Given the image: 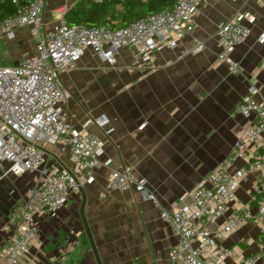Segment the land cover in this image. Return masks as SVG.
Here are the masks:
<instances>
[{"label": "crops", "instance_id": "crops-1", "mask_svg": "<svg viewBox=\"0 0 264 264\" xmlns=\"http://www.w3.org/2000/svg\"><path fill=\"white\" fill-rule=\"evenodd\" d=\"M81 1L45 0V29L51 30ZM231 19L251 31L248 42L233 53L241 68L237 74L217 60V26ZM263 32L264 0H207L178 48L156 53L149 67L131 69L128 49L119 51L113 65L87 50L75 69L62 72L60 85L70 95L63 106L69 123L80 127L88 119L104 116L114 129L106 137L96 125L88 128L106 140L102 162L109 160L110 165L97 170L93 182L82 189L84 208L80 192L56 217L38 219L39 238L30 245L23 264H97L82 208L102 264H171L169 252L178 237L160 214L179 206L181 197L236 150L247 127V120L236 112L238 104L253 89L255 97L264 98V44L258 42ZM32 40L24 28L6 42L27 47L22 54L34 52ZM195 40L203 42L205 50L196 56L183 55ZM46 151L48 168L69 166L68 156L58 149ZM260 154L264 156V149ZM243 166L242 161L236 162V168ZM123 167L131 170L134 180H148L157 204L140 194L110 188L111 172ZM257 176L248 174L238 189L239 200L248 201ZM40 181L41 173L32 172L9 176L0 184V258L18 231L19 208ZM263 238L258 225L248 224L222 245L239 246L250 255ZM221 264L236 263L230 259Z\"/></svg>", "mask_w": 264, "mask_h": 264}, {"label": "built area", "instance_id": "built-area-1", "mask_svg": "<svg viewBox=\"0 0 264 264\" xmlns=\"http://www.w3.org/2000/svg\"><path fill=\"white\" fill-rule=\"evenodd\" d=\"M206 2L177 0L171 10L114 31L104 26H69L64 19L47 31L43 20L45 0H32L13 18L0 22V42L13 41L24 28L29 29L35 42L34 52H23L18 64L0 67V184L9 176L41 173L38 187L17 212L19 228L0 264H23L30 245L39 238L38 219L56 217L72 196L93 182L97 170L110 165L109 160L102 162L106 140L88 128L94 124L104 130L106 137L114 129L104 116L88 119L80 127L69 123L63 106L70 95L60 85V74L75 69L87 50L102 63L113 65L119 51L128 49L132 52L131 69L149 67L156 53L178 48ZM61 11L64 15L66 10ZM250 36V29L237 19L217 26V60L233 74L241 71L233 53ZM258 42L264 44V32ZM204 50L205 44L195 40L193 48L182 54L196 56ZM255 94L251 90L236 108L247 120V127L233 155L181 197L179 206L160 214L161 221L178 237L177 245L169 252L171 264H221L230 259L236 264H264V242L250 255L239 246L222 245L223 240L248 224L258 225L264 236V156L260 154L264 149V98L258 99ZM47 148L67 155L69 166L48 168ZM238 161L244 166L236 168ZM130 173L126 167L113 170L110 188L140 194L157 204L148 180H134ZM251 173L258 176L251 184L248 201H241L238 189ZM187 199L189 202L183 204Z\"/></svg>", "mask_w": 264, "mask_h": 264}, {"label": "trees", "instance_id": "trees-1", "mask_svg": "<svg viewBox=\"0 0 264 264\" xmlns=\"http://www.w3.org/2000/svg\"><path fill=\"white\" fill-rule=\"evenodd\" d=\"M32 0H0V22L13 18L20 7ZM177 0H83L69 9L64 20L69 26H104L118 30L163 10H171Z\"/></svg>", "mask_w": 264, "mask_h": 264}, {"label": "rangeland", "instance_id": "rangeland-1", "mask_svg": "<svg viewBox=\"0 0 264 264\" xmlns=\"http://www.w3.org/2000/svg\"><path fill=\"white\" fill-rule=\"evenodd\" d=\"M34 43V41L32 40ZM27 47L16 43L0 42V67L18 64L19 56Z\"/></svg>", "mask_w": 264, "mask_h": 264}, {"label": "water", "instance_id": "water-1", "mask_svg": "<svg viewBox=\"0 0 264 264\" xmlns=\"http://www.w3.org/2000/svg\"><path fill=\"white\" fill-rule=\"evenodd\" d=\"M81 193H82V191H81ZM82 196H83V193H82ZM83 198H84V196H83ZM84 206H85V198H84V200H83V208H84ZM83 208H82V210H81V218H82V221H83V224H84V228H85V232H86V235H87V238H88L89 244H90L91 249H92V252H93V254H94V257H95L96 263H97V264H102V262H101V260H100V258H99V255H98V253H97V250H96V248H95V245H94V242H93V239H92L91 233H90L89 228H88V226H87V223H86V221H85V219H84V216H83Z\"/></svg>", "mask_w": 264, "mask_h": 264}]
</instances>
